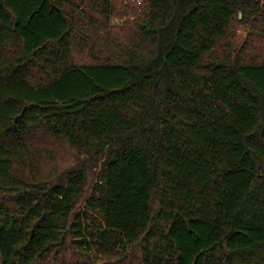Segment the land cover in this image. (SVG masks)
<instances>
[{
	"label": "trees",
	"instance_id": "16d2710c",
	"mask_svg": "<svg viewBox=\"0 0 264 264\" xmlns=\"http://www.w3.org/2000/svg\"><path fill=\"white\" fill-rule=\"evenodd\" d=\"M126 1L0 0V264H264V0Z\"/></svg>",
	"mask_w": 264,
	"mask_h": 264
},
{
	"label": "rangeland",
	"instance_id": "374dc122",
	"mask_svg": "<svg viewBox=\"0 0 264 264\" xmlns=\"http://www.w3.org/2000/svg\"><path fill=\"white\" fill-rule=\"evenodd\" d=\"M138 1L139 0H127L125 2V4L127 3V4L131 5L133 8H135V9H137V10L140 11L141 10V7L143 6V4L139 5L138 4ZM133 18H134L133 14H130L127 19H133ZM113 22L115 24L121 23L119 20H114ZM246 35H247L246 29L245 28H241L240 31H239V36L241 37V39L242 38H245Z\"/></svg>",
	"mask_w": 264,
	"mask_h": 264
},
{
	"label": "built area",
	"instance_id": "2783aa9c",
	"mask_svg": "<svg viewBox=\"0 0 264 264\" xmlns=\"http://www.w3.org/2000/svg\"><path fill=\"white\" fill-rule=\"evenodd\" d=\"M138 4H139V5L141 4V0L138 1Z\"/></svg>",
	"mask_w": 264,
	"mask_h": 264
},
{
	"label": "water",
	"instance_id": "95a60500",
	"mask_svg": "<svg viewBox=\"0 0 264 264\" xmlns=\"http://www.w3.org/2000/svg\"><path fill=\"white\" fill-rule=\"evenodd\" d=\"M240 17H241V14H240Z\"/></svg>",
	"mask_w": 264,
	"mask_h": 264
}]
</instances>
